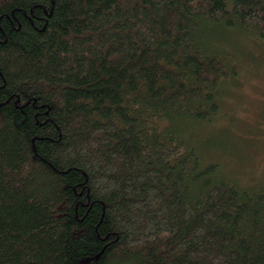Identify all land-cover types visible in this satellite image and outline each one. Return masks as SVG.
Returning <instances> with one entry per match:
<instances>
[{
    "label": "trees",
    "instance_id": "trees-1",
    "mask_svg": "<svg viewBox=\"0 0 264 264\" xmlns=\"http://www.w3.org/2000/svg\"><path fill=\"white\" fill-rule=\"evenodd\" d=\"M234 36L264 0H0V264H264V182L197 136Z\"/></svg>",
    "mask_w": 264,
    "mask_h": 264
},
{
    "label": "rangeland",
    "instance_id": "rangeland-1",
    "mask_svg": "<svg viewBox=\"0 0 264 264\" xmlns=\"http://www.w3.org/2000/svg\"><path fill=\"white\" fill-rule=\"evenodd\" d=\"M231 40L230 44L235 43L238 47L241 59H248V63L239 62L247 69L236 86L228 88L225 101L222 98L221 108L229 115H220L201 125L197 136L209 135L224 144L226 150H234L236 159L222 150L221 154L214 151L207 155L213 159L220 155L219 159L223 158L221 160L230 165L229 171L234 170L240 182L256 184L264 182V42L259 39L244 41L239 36L231 37Z\"/></svg>",
    "mask_w": 264,
    "mask_h": 264
}]
</instances>
